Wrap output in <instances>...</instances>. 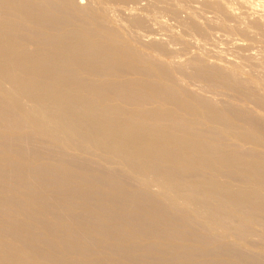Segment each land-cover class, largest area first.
Masks as SVG:
<instances>
[{
	"label": "bare ground",
	"instance_id": "6f19581e",
	"mask_svg": "<svg viewBox=\"0 0 264 264\" xmlns=\"http://www.w3.org/2000/svg\"><path fill=\"white\" fill-rule=\"evenodd\" d=\"M197 1L186 27L264 42V4L239 0L257 15L244 13L251 27H242L237 4ZM85 7L0 0V192L15 185L0 264H264V72L210 62L203 47L188 74L172 62V34L149 39L144 53L125 25ZM136 8L128 20L145 28ZM189 78L227 99L190 91Z\"/></svg>",
	"mask_w": 264,
	"mask_h": 264
},
{
	"label": "rangeland",
	"instance_id": "374dc122",
	"mask_svg": "<svg viewBox=\"0 0 264 264\" xmlns=\"http://www.w3.org/2000/svg\"><path fill=\"white\" fill-rule=\"evenodd\" d=\"M83 1V6L85 7V9L90 13V14H92L93 16H96V18H98V21H99V19H100V21H101V18H103L102 20L103 21H101V23L103 22H105L106 24L107 23H110V24H113V22L114 23H116V24H114L115 26H119V25H121V27L122 26H124L125 27V29H126V31H128V33H129V35H130V39L132 40L133 38H134V40H132V41H134V43H139V47L142 49V51L145 53H150L151 51H150V49H148L147 47L149 46L148 44H146V43H148L151 39H153L152 37H154V38H156V39H166V41H169V43H171L170 42V40H173V39H177L178 37L180 38V37H184V39H188V40H190L191 41V43H190V41L188 42V44H186L184 47L183 46H181L180 47V45H182L181 43H177V42H179L178 40H174V41H172L174 44H176L177 46H178V49L176 48L177 46H174V44L173 43H171V48H173L172 50H173V52H175L176 54H175V56H177V54L179 55V53H180V56H177V59H173V63L175 62L176 63V65H178V66H176L175 68H178L179 67V64H181L180 66H182V62L183 61H185V62H183V65H185L186 67H187V69H186V72L189 74V73H191L192 71V69L190 68V66H188L187 64L189 63L188 61H190V60H188V59H192L194 56H196L197 55V53H198V48H206L205 50L203 49H201V50H199V53L198 54H201L203 51H204V53H202V55L206 58H208V60L210 61V62H214V63H224V64H227V62H231L232 60H233V62L235 61V63L239 66H243V68L241 69L242 71L245 69H247V68H249V69H251V72L252 71H254V72H256V73H258V71H259V73H260V71L263 73L264 72V42L262 43V42H249V41H247V40H245V39H242L241 37H239V36H237V35H231V37H230V35H228V34H226L225 32H223L222 30H216V32H215V30H213V33H212V35H209V36H203V35H201V34H199L197 31H194V30H192L191 28H189V27H186L185 26V23H183V22H185L187 19H188V11L189 10H192V9H196V11H197V13H199V11H198V6H197V0H189V1H187V3H185L186 2V0H164V2L162 1V0H149V1H139V0H136V1H134V2H123V3H117L116 1H115V3H116V5L114 4V0L112 1V0H82ZM86 1V2H85ZM99 1H100V3H99ZM111 2V4H110V2ZM138 1L140 2V5H139V3H138ZM157 1V2H156ZM172 3H171V2ZM182 1V4L181 3H179V2H181ZM228 1V0H227ZM233 1V2H232ZM229 0V2H231V3H229L230 5H232V7H233V4H234V6L236 5L237 6V8L238 7H240V8H235V7H233V9H234V12H235V14H238V12H239V14H238V18L240 17V12H242V10H243V14H241V18H242V15L244 16V18L245 19H239V20H241V22H243L244 24L245 23H247V24H245V25H243V23H241L239 26L241 27H248V26H250L251 27V21H252V19H253V17L255 18L257 15L256 14H254L253 12H252V10L251 9H249V11L247 12V10H248V7L247 8H245V6H243L242 4H239V0ZM87 2H88V4H87ZM94 3V4H91V3ZM142 2H144V3H146V2H148V4L150 3V5L152 6V3H153V6H152V8H156V9H151L150 7V5L148 6V4L146 3V4H143ZM160 2H162V3H160ZM177 2V3H176ZM236 2V3H235ZM251 2H253L254 4H253V6H258V5H261V4H264L263 2H264V0H260L259 2H258V0H251ZM257 2V3H256ZM90 3V4H89ZM138 3V4H137ZM162 5L161 6V8H159L160 6H158V5H160V4ZM164 3V4H163ZM168 3V4H167ZM178 3H179V5H178ZM183 3H185V5H183ZM195 3H196V5H195ZM259 3V4H258ZM135 4V5H134ZM155 4H156V6H155ZM177 4V5H176ZM187 4H188V6H187ZM192 5V7H191V5ZM91 5V6H90ZM96 5V6H95ZM114 5V6H113ZM134 5V6H133ZM139 5V6H138ZM170 5V6H169ZM180 5H182V7L183 8H181V6ZM189 5H190V7L192 8V9H190L189 8ZM240 5V6H239ZM89 6V7H88ZM93 6V7H92ZM95 6V7H94ZM109 6V7H108ZM113 6V7H112ZM124 6H126L127 8H124ZM130 6H132V7H137L136 8V13H138L139 12V14H143V15H145L146 17H147V20H146V25H145V28H143V27H140L142 30H140V28H136L135 26H133V25H131L130 24V22H129V20H128V15H127V11H129V7ZM142 6V7H141ZM165 6H166V10H168L167 12L168 13H170V14H172V17L170 16V14H168L166 11H165ZM172 6V7H171ZM186 6L189 8H186ZM193 6H195V8L193 7ZM197 6V7H196ZM99 7V8H98ZM104 7H105V9H109V10H106V11H104L105 9H104ZM118 7H119V9L121 10V11H116L117 9H118ZM121 7V8H120ZM141 7V8H145V10L143 9H139V8ZM164 7V8H163ZM167 7H169V9L167 8ZM91 10H90V9ZM113 8H116L115 9V11H114V9ZM148 8H149V10L151 9V11L150 12H148L149 10H148ZM163 8V9H162ZM174 8H175V10H174ZM178 8V9H177ZM242 8V9H241ZM99 9H103L101 12L99 11ZM113 9V10H112ZM158 9H162L161 11L160 10H158ZM187 9V10H186ZM245 9V10H244ZM247 9V10H246ZM98 10V11H97ZM112 10V11H111ZM140 10V11H139ZM153 10H157L158 11V13L159 14H155V13H157L156 11H153ZM173 10V13L172 12H170V11H172ZM178 10V11H177ZM96 11V12H95ZM103 11L105 12V13H103ZM114 11V12H113ZM124 11V12H123ZM153 11V12H152ZM165 11V13H163V12ZM174 11H176V12H174ZM183 13H181V12ZM186 11V12H185ZM193 11V10H192ZM246 11V12H245ZM92 12V13H91ZM97 12H98V15H97ZM100 12V13H99ZM116 12V13H115ZM118 12V13H117ZM146 12V13H145ZM148 12V13H147ZM152 12V13H151ZM155 12V13H154ZM251 12L253 13L252 14V16L251 15H248L249 13L251 14ZM94 13V14H93ZM96 13V14H95ZM107 13V14H106ZM112 13V14H111ZM151 13V14H150ZM153 13H154V15H153ZM174 13H176V15L174 14ZM180 13H181V16H180ZM187 13V14H186ZM201 13V12H200ZM202 13H204V16H203V14ZM201 14H202V17H206V18H210V19H212L213 18V16H214V14H210L209 12L207 13V12H202ZM207 13V14H206ZM244 13H248L246 16L249 18L250 16L252 17H250L249 19L251 20V21H247V19H246V16H245V14ZM118 14V15H117ZM125 16H124V15ZM161 14V15H160ZM165 14V15H164ZM107 15H109L110 17H108ZM149 15H151L150 17H154V16H156V17H158V18H150V17H148ZM187 15V16H186ZM206 15V16H205ZM207 15H210L209 17H207ZM253 15H256V16H253ZM102 16H107V18L106 17H102ZM115 16H117L118 18H116L115 17V19H114V17ZM121 16V17H120ZM162 16H166V17H162ZM176 18H175V17ZM101 17V18H100ZM159 17H161V18H159ZM168 17L169 18H172V19H168ZM179 17V18H178ZM184 18V21H183V18ZM187 17V18H186ZM212 17V18H211ZM106 18V19H105ZM112 20H111V19ZM119 18H121V20L122 19H125V21L124 20H119ZM177 18L179 19L178 21H177ZM186 18V19H185ZM237 18V19H238ZM109 19V20H108ZM158 21H157V20ZM181 19V20H180ZM248 19V20H249ZM105 20V21H104ZM115 20V21H114ZM126 20H128V21H126ZM150 20H151V22H150ZM157 22H156V21ZM174 20H176V21H174ZM99 21V22H100ZM107 21V22H106ZM108 21H110V22H108ZM121 22V24H120V22ZM148 21L150 22V23H148ZM155 23H154V22ZM163 21V22H162ZM180 21H181V23H183V24H181L180 23ZM128 22V23H127ZM159 22H160V24H159ZM165 22H167V23H165ZM179 22V23H178ZM104 23V24H105ZM152 23V24H151ZM178 23V24H177ZM118 24V25H117ZM147 24H149V28H148V26H147ZM154 24V25H153ZM182 26H181V25ZM153 27H152V26ZM128 26V27H127ZM133 26V27H132ZM146 27H147V29H146ZM163 27V28H162ZM183 27V28H182ZM118 28H120V27H118ZM128 28H130V29H128ZM133 28V29H132ZM170 28V29H169ZM186 28H187V30H186ZM121 29V28H120ZM163 29V30H162ZM166 29V30H165ZM178 29H180V30H178ZM181 29H184L183 31L181 30ZM122 30V29H121ZM129 30H131V31H129ZM132 30L135 32V33H133L132 32ZM140 30V31H139ZM145 30L148 32V30H149V32L148 33H146L145 32ZM172 30V31H171ZM176 33H175V32ZM179 31V32H178ZM185 31V33H183ZM131 32V33H130ZM142 33V34H144V35H147V36H143L144 37V39L142 40V35H141V37L139 36L140 35V33ZM146 34H145V33ZM192 33V35H194V33L196 34V35H194V36H192L191 34H189V33ZM215 32V33H214ZM222 32V33H221ZM263 33H264V31H262ZM137 33V34H136ZM155 33V34H154ZM159 33V34H158ZM165 33V34H164ZM178 33V34H177ZM187 33V34H186ZM133 34V35H132ZM134 34L136 35V37L134 36ZM150 34V35H149ZM172 34V35H171ZM191 35L192 37H190V36H187V35ZM198 34L200 35V36H198ZM215 34V35H214ZM227 36H226V35ZM148 35H149V37H148ZM153 35V36H152ZM165 35H166V37H165ZM168 35V36H167ZM170 35H171V37H170ZM184 35H186V37L184 36ZM218 35V36H217ZM151 36V37H150ZM159 36V37H158ZM196 36H198V37H196ZM229 36V37H228ZM137 37H140L139 39H137ZM146 37V38H145ZM182 37V38H183ZM187 37H190V39L189 38H187ZM201 37V38H200ZM213 37H214V39H213ZM237 38V39H239V40H236L235 38ZM136 38V39H135ZM169 38H171L170 40H169ZM193 38H194V43H195V41H196V43L194 44V43H192V41H193ZM198 38H199V41H197L198 40ZM209 38V39H208ZM219 38V39H218ZM230 38V39H229ZM241 38V39H240ZM141 39V40H140ZM150 39V40H149ZM192 39V40H191ZM201 39H203L202 41H204L205 43H203V42H200L201 41ZM212 41H214L215 39H216V41H214V42H216L215 44H213L214 42H212ZM218 39V40H217ZM227 39V40H226ZM234 41H233V40ZM139 40V41H138ZM149 40V41H148ZM206 40H208V41H206ZM222 40V41H221ZM228 41V42H226V41ZM231 40V41H230ZM264 40V39H263ZM135 41H138V42H135ZM142 41H144V42H142ZM175 41H176V43H175ZM212 43H211V42ZM223 41H225L224 43H223ZM230 41V42H229ZM245 41V42H244ZM247 41V42H246ZM201 44H200V43ZM232 42V43H231ZM143 43V45L142 46H144V47H141V45L140 44H142ZM145 43V44H144ZM203 43V44H202ZM211 43V44H210ZM253 43V44H252ZM262 43V44H261ZM192 44V45H191ZM196 44H199V45H197V47H196ZM208 44H210V45H208ZM216 44H217V46H216ZM234 44V45H233ZM245 44H247V45H245ZM250 44V46H248ZM257 44H258V47H257ZM190 45H191V47H190ZM204 45V46H203ZM207 47H206V46ZM233 45V46H232ZM263 45V46H262ZM147 46V47H146ZM188 46V47H187ZM199 46V47H198ZM214 46V47H213ZM240 46V47H239ZM251 46H253V47H251ZM262 46V47H261ZM209 47V49L210 48H212L211 50H207V48ZM244 47V48H243ZM147 48V49H146ZM231 48V49H230ZM239 50H238V49ZM245 48H248V49H245ZM178 51H177V50ZM180 49V50H179ZM184 49V50H183ZM243 49V50H242ZM258 49H260L259 51H257ZM186 50V51H185ZM222 50V51H221ZM238 50V51H237ZM263 50V54H261L262 51ZM177 51V52H176ZM180 51H183L184 53H182V52H180ZM206 51H208V52H206ZM211 51V52H210ZM213 51H214V53H213ZM224 51V52H223ZM234 51H235V53H234ZM243 51L245 52V55H244V53H243ZM248 51V52H247ZM185 52H188V53H185ZM221 52V53H220ZM194 53V54H193ZM232 53V54H231ZM238 53V54H237ZM240 53V54H239ZM248 53V54H247ZM182 54V55H181ZM185 54V55H184ZM207 56H206V55ZM214 54H216V55H214ZM219 54V55H218ZM223 54V55H222ZM243 54V55H242ZM260 54V55H259ZM192 56V58H191V56ZM211 55V56H210ZM213 55V56H212ZM235 55V56H234ZM214 56H216V57H214ZM251 58H250V57ZM178 57H179V59H178ZM190 57V58H189ZM226 57V58H225ZM261 57V58H260ZM206 58V59H207ZM254 58V59H253ZM229 59V60H228ZM240 59V60H239ZM175 60H177V62L175 61ZM183 60V61H182ZM211 60H213V61H211ZM216 60V61H215ZM246 60V61H245ZM258 60H260L259 62H258ZM180 61V62H179ZM182 61V62H181ZM225 61H226V63H225ZM256 61V62H255ZM243 62V63H242ZM244 62H247V63H244ZM249 62V63H248ZM252 62V63H251ZM254 62V63H253ZM172 63V64H173ZM174 63V64H175ZM239 63H241V64H239ZM257 63L259 64V67H258V65H257ZM254 64H256V65H254ZM247 65H248V67H247ZM263 65V66H262ZM174 66V65H173ZM244 66H246V67H244ZM189 67V68H188ZM255 67V68H254ZM181 68V67H180ZM261 70H260V69ZM189 69V71H187ZM178 70H179V68H178ZM244 70V72H247V71H249L250 72V70H246L245 71ZM241 76H243V77H246L245 76V74L244 75H241ZM193 80V81H192ZM207 82H208V84H207ZM210 83V84H209ZM206 84V85H205ZM185 86H187V88L190 90V91H196V93L197 94H199V95H205V96H207V98H209L210 96L209 95H211L212 97H213V99H212V97H210L212 100H215L214 102H217V104L219 103V101H222L221 99H224L223 101H225L226 99H227V96H225L224 94H219L218 92H220V91H216V90H212V89H209V85L210 86H212L213 84L211 83V82H209V81H197V80H195V79H192V78H189L188 80H185V84H184ZM196 85H197V87H196ZM203 85H205V86H203ZM191 87V88H190ZM194 87V88H193ZM207 88V90H208V92H207V90L206 89H204V88ZM204 90H203V89ZM199 89V90H198ZM203 90V91H202ZM213 92H212V91ZM211 91V92H210ZM209 92H210V94H209ZM193 93H195V92H193ZM205 93V94H204ZM213 93V94H212ZM220 93H222V92H220ZM207 94V95H206ZM223 97V98H222ZM224 97H226V98H224ZM233 98H235V97H233ZM217 99V100H216ZM234 101L236 102V103H238V101L237 100H235L234 99ZM219 104H222L221 102L219 103ZM239 104V103H238ZM50 158L49 159H53L54 157L53 156H49ZM6 182H8L9 184L11 183V187L9 186V185H7L6 184ZM4 185V187H5V190H7V191H4V192H0V219H2V220H0V222H2L5 218H8V217H12V215H13V217L15 216L14 214V207L13 206H11V205H9V204H7L6 203V197L8 196V195H10L13 191H14V189L13 188H15V185H14V183L11 181V180H6L5 181V184H3ZM6 192H8V193H6ZM5 193V194H4ZM3 198V199H2ZM5 200V201H4ZM9 208V209H8ZM14 208V209H13ZM2 212H3V214H2ZM7 215H9V216H7ZM4 218V219H3Z\"/></svg>",
	"mask_w": 264,
	"mask_h": 264
}]
</instances>
